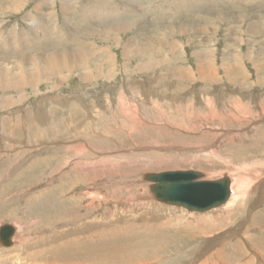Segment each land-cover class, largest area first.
<instances>
[{
  "label": "rangeland",
  "instance_id": "rangeland-1",
  "mask_svg": "<svg viewBox=\"0 0 264 264\" xmlns=\"http://www.w3.org/2000/svg\"><path fill=\"white\" fill-rule=\"evenodd\" d=\"M52 3L0 0V73L72 61L0 79V264H185L240 221L205 264H264V0ZM187 170L247 180L231 224L150 200Z\"/></svg>",
  "mask_w": 264,
  "mask_h": 264
},
{
  "label": "water",
  "instance_id": "water-1",
  "mask_svg": "<svg viewBox=\"0 0 264 264\" xmlns=\"http://www.w3.org/2000/svg\"><path fill=\"white\" fill-rule=\"evenodd\" d=\"M202 177L198 171L187 170L147 173L143 180L150 184L149 191L157 202L190 213H203L228 200L231 180L225 176L218 180H202ZM12 232L10 225H2L0 244L10 247Z\"/></svg>",
  "mask_w": 264,
  "mask_h": 264
},
{
  "label": "bare ground",
  "instance_id": "bare-ground-1",
  "mask_svg": "<svg viewBox=\"0 0 264 264\" xmlns=\"http://www.w3.org/2000/svg\"><path fill=\"white\" fill-rule=\"evenodd\" d=\"M54 2V1H53ZM51 3H52V0H51ZM53 4V3H52ZM44 26V25H43ZM45 29V28H44ZM47 29V28H46ZM46 31V30H45ZM35 32V31H34ZM107 37V36H106ZM54 58H47L45 60L46 62V65H44V67L42 68H33L31 69L30 67V71H27V73H18L16 75V73L14 72H8V69L6 68V70L4 72H8V73H0V79H2L5 83V87H8V86H11V85H16V84H19V83H22L23 84H26V85H31L33 83L36 84V82H42L41 79L45 78V80L47 79H50V77L52 78L53 76L56 75V71L57 69H60L61 67H66V62H72L70 59L68 60L66 57V59L61 58V57H55L53 56ZM60 58V59H59ZM2 61V60H1ZM3 62V61H2ZM39 62V61H38ZM37 62V63H38ZM21 63V61H20ZM34 64V62L32 63ZM36 64V63H35ZM65 64V65H64ZM40 65V64H39ZM71 65V64H70ZM33 66V65H32ZM69 66V65H68ZM67 66V67H68ZM72 67V66H71ZM97 67V66H96ZM19 71V70H18ZM1 81V80H0ZM8 83V86L6 85ZM34 84V85H35ZM37 92V91H36ZM122 103V102H121ZM147 174V173H145ZM143 174L141 179L143 180V176L145 175ZM228 177L229 176L227 174H223L222 177ZM231 179V184H230V196L228 198V200L222 204L221 206L225 205L223 208H224V212L221 213L220 215H208L209 217L207 218L208 221V224L210 223L209 222V219L212 220V218H216L217 220L221 219V217L223 219H227L228 221L231 220L230 224L233 222L234 218L233 216H236V213L238 212V206L239 207H242V200L245 199V196L246 195V189H245V180H241L240 178H237V179ZM202 180H206L204 179V175L202 177ZM144 181V180H143ZM252 181V180H251ZM247 182V180H246ZM254 182V181H253ZM248 183V182H247ZM250 183V181H249ZM252 185V183H251ZM264 186V185H263ZM149 187H150V184L148 185V191H149ZM249 188V187H248ZM251 189V188H250ZM249 191V189H248ZM150 192V191H149ZM151 194V193H150ZM261 197H264V188L261 187L260 188V194H259ZM258 195V196H259ZM259 199V197H258ZM150 200H152L153 203H156V204H159V205H162V206H165V207H169V208H176V207H171V206H167V205H164L162 203H159L157 202L156 200H154L153 196L151 195L150 196ZM242 201V202H241ZM261 203V202H260ZM220 206V207H221ZM250 207V206H249ZM219 208V207H217ZM217 208H212V209H209L208 211L206 212H203V213H197V212H192L193 213H197V214H204V213H208V212H212L213 210L217 209ZM238 208V209H237ZM179 209H182V208H179ZM184 211H187L185 209H182ZM188 212V211H187ZM210 214V213H209ZM224 214V215H223ZM204 220V218H203ZM246 220V219H245ZM249 220V219H248ZM200 221V220H199ZM221 221V220H220ZM202 223V222H201ZM205 223V222H204ZM244 223L246 222H237L235 223L232 227H228V228H224L226 227V225L228 224H221L219 225L221 229L215 231L217 233H215L213 235V233H208V230H207V233H203V234H209L210 236L208 238L205 239V241L199 246V248L197 249V251L195 252L194 256L191 257V259L189 261H187L185 264H196L197 262L201 261L202 259H204L203 263H200V264H205L206 262H209L208 261V258L209 256H211L213 254V251L215 250V248L221 243L223 242L224 240L228 239L229 237H232V236H235V235H238L239 234V231L244 229ZM248 223V222H247ZM207 224V223H205ZM207 224V225H208ZM9 225V224H8ZM211 225V223H210ZM217 225V224H216ZM255 225V224H254ZM2 225H0L1 227ZM12 228H13V231L12 232V236H11V246L10 247H5L3 246L2 244H0V249H9L11 247L14 246V236H15V233H16V229L10 225ZM215 226V225H214ZM218 226V225H217ZM248 226H246L247 228ZM210 228V227H209ZM210 231V230H209ZM220 231V232H219ZM206 232V231H205ZM213 235V236H212ZM247 236V235H246ZM18 247V246H17ZM10 251V250H9ZM8 252V251H7ZM15 252V251H13ZM221 252V251H220ZM9 253V252H8ZM7 253V254H8ZM3 254V253H2ZM214 254H217V252H214ZM8 256V255H7ZM6 257V256H5ZM207 258V259H206ZM218 259V258H217ZM9 261H12L13 264L14 263H18V264H21V259L19 257H8ZM26 262V261H25ZM224 264V263H223Z\"/></svg>",
  "mask_w": 264,
  "mask_h": 264
}]
</instances>
